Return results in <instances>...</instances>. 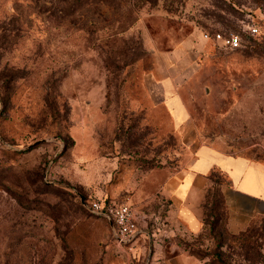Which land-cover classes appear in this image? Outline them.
Here are the masks:
<instances>
[{
  "label": "rangeland",
  "instance_id": "rangeland-1",
  "mask_svg": "<svg viewBox=\"0 0 264 264\" xmlns=\"http://www.w3.org/2000/svg\"><path fill=\"white\" fill-rule=\"evenodd\" d=\"M202 146L264 163V0H0V264H157L170 242L202 264H264V221L224 229L218 171L214 229L158 231L163 185ZM97 198L131 204L144 234L117 245Z\"/></svg>",
  "mask_w": 264,
  "mask_h": 264
},
{
  "label": "crops",
  "instance_id": "crops-1",
  "mask_svg": "<svg viewBox=\"0 0 264 264\" xmlns=\"http://www.w3.org/2000/svg\"><path fill=\"white\" fill-rule=\"evenodd\" d=\"M166 104L177 126L187 124L185 109L178 98L169 97ZM216 171L226 178V185L220 189L226 231L230 235H239L264 221V163L222 154L212 147L202 146L196 150L187 170L162 187L172 205L158 230L161 236H195L203 230L204 206L212 184V174ZM141 232L142 229H139L138 234ZM156 241L155 247H160L159 240ZM168 251L170 255L162 254L157 264H202L177 243L170 242Z\"/></svg>",
  "mask_w": 264,
  "mask_h": 264
},
{
  "label": "built area",
  "instance_id": "built-area-1",
  "mask_svg": "<svg viewBox=\"0 0 264 264\" xmlns=\"http://www.w3.org/2000/svg\"><path fill=\"white\" fill-rule=\"evenodd\" d=\"M255 31L252 29V33ZM204 38L219 44L224 49L234 50L241 46L240 37L235 34L206 33ZM90 209L95 215L107 221L117 245L126 244L139 232L137 215L131 204L127 202L105 201L97 198L90 203Z\"/></svg>",
  "mask_w": 264,
  "mask_h": 264
},
{
  "label": "trees",
  "instance_id": "trees-1",
  "mask_svg": "<svg viewBox=\"0 0 264 264\" xmlns=\"http://www.w3.org/2000/svg\"><path fill=\"white\" fill-rule=\"evenodd\" d=\"M204 210H205L204 217H207L211 221H203V223L210 225V230L212 231L214 229V224L219 220V218L222 219V217L221 216L218 217L216 215V210H218V207H217V204L213 202V199L211 202L206 201ZM254 226L255 225H253L252 227ZM224 229H225V220H224Z\"/></svg>",
  "mask_w": 264,
  "mask_h": 264
}]
</instances>
